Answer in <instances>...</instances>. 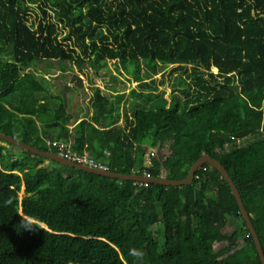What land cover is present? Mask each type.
<instances>
[{"label": "trees", "instance_id": "trees-1", "mask_svg": "<svg viewBox=\"0 0 264 264\" xmlns=\"http://www.w3.org/2000/svg\"><path fill=\"white\" fill-rule=\"evenodd\" d=\"M40 1L35 11L0 0V132L52 152L47 139L67 140L109 170L171 179L207 153L237 188L264 256V0ZM40 59L97 74L106 60L143 69L126 106L122 89L93 86L89 115L72 121L63 91L31 68ZM156 73L168 98L154 91ZM130 249L142 264H260L206 162L189 183L143 184L0 140V264H140Z\"/></svg>", "mask_w": 264, "mask_h": 264}, {"label": "rangeland", "instance_id": "rangeland-1", "mask_svg": "<svg viewBox=\"0 0 264 264\" xmlns=\"http://www.w3.org/2000/svg\"><path fill=\"white\" fill-rule=\"evenodd\" d=\"M28 7H32L33 10H37V4L41 3L40 0H32L29 2L25 0ZM38 13V12H37ZM67 65L66 62L53 61L48 63L45 60L35 61L31 68L35 70L36 73L43 74L53 83V92L63 94L67 99V109L72 111L73 117L72 121L80 117H86L89 115L91 107V91L92 87L96 86L102 94L113 97L114 93L111 87L116 89H122L123 97L121 102L123 105H127V101L130 100V95L128 89L136 85L137 80L135 76L141 75L143 65L139 60H134L132 62L125 61L120 63L119 61L106 60V72H101V68L98 70V74L87 65H83L80 70H76L75 66L72 65V69H64ZM174 64H168L165 67V71H170ZM215 68H212L214 71ZM177 72V69H172L170 75L173 76ZM109 73L113 74L114 77L110 78ZM159 73L153 74V79L156 83L157 93L163 89V96L168 98L169 86L167 85V79L160 83L158 79ZM169 80V78H168ZM178 97L181 95L178 92ZM119 120L117 121V124ZM156 146L146 147L145 155L154 153ZM21 195V191H19Z\"/></svg>", "mask_w": 264, "mask_h": 264}, {"label": "water", "instance_id": "water-1", "mask_svg": "<svg viewBox=\"0 0 264 264\" xmlns=\"http://www.w3.org/2000/svg\"><path fill=\"white\" fill-rule=\"evenodd\" d=\"M0 140L9 142L17 147H21L23 149L29 150L32 153H37L40 154L44 157L53 159L55 161H58L60 163L66 164V165H70V166H74L77 167L79 169L85 170V171H90V172H94L97 174H101V175H106L109 177H115V178H120V179H132V180H146V181H152V182H158V183H162V184H170V185H180V184H186L189 183L193 177V172L195 171V169L200 166L203 162L208 163L210 166L214 167L220 174V176L227 182L230 191L234 197V200L236 202V205L238 207L239 213L241 218L243 219V222L247 228L248 233L250 234L255 250L257 252L258 258H259V262L260 264H264V256H263V252L257 237V234L251 224V221L249 219V216L242 204L240 195L238 193L237 188L235 187V185L233 184L230 176L228 175L226 169L223 167V165L214 157L210 156L207 153H202L200 154L196 159H194L191 164L189 165L186 175L182 178L179 179H171V178H166L164 176H156L153 177L151 175H143V174H135V173H120V172H116V171H112L109 169H99V168H95V167H91L82 163H78L75 162L73 160H70L68 158H65L61 155H58L57 153H54L52 151L49 150H42L39 149L33 145H30L24 141L18 140L16 138H14L13 136L9 135V134H5L3 132H0Z\"/></svg>", "mask_w": 264, "mask_h": 264}, {"label": "built area", "instance_id": "built-area-1", "mask_svg": "<svg viewBox=\"0 0 264 264\" xmlns=\"http://www.w3.org/2000/svg\"><path fill=\"white\" fill-rule=\"evenodd\" d=\"M46 142L54 147L55 152L58 155H61L65 158L73 160L78 163H82L91 167L99 168V169H107L106 165L102 162L94 159L93 157L85 154V153H78L77 151L71 149L70 142L63 139H47ZM143 175H149L146 172H142ZM138 183L145 184L146 180H136Z\"/></svg>", "mask_w": 264, "mask_h": 264}, {"label": "clouds", "instance_id": "clouds-1", "mask_svg": "<svg viewBox=\"0 0 264 264\" xmlns=\"http://www.w3.org/2000/svg\"><path fill=\"white\" fill-rule=\"evenodd\" d=\"M20 227L23 231H33L32 223L31 221L27 220L26 218H22L20 221ZM130 255L135 257L137 261L142 264L144 253L139 249H130Z\"/></svg>", "mask_w": 264, "mask_h": 264}, {"label": "crops", "instance_id": "crops-1", "mask_svg": "<svg viewBox=\"0 0 264 264\" xmlns=\"http://www.w3.org/2000/svg\"><path fill=\"white\" fill-rule=\"evenodd\" d=\"M76 151V150H75ZM79 153V152H78ZM88 155V154H87ZM92 157V156H91Z\"/></svg>", "mask_w": 264, "mask_h": 264}]
</instances>
